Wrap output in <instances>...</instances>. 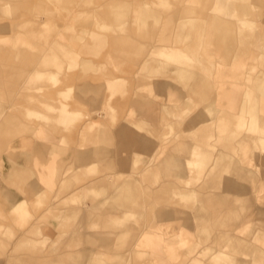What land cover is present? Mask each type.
Wrapping results in <instances>:
<instances>
[{"label":"rangeland","instance_id":"1","mask_svg":"<svg viewBox=\"0 0 264 264\" xmlns=\"http://www.w3.org/2000/svg\"><path fill=\"white\" fill-rule=\"evenodd\" d=\"M263 87L264 0H0V264H264Z\"/></svg>","mask_w":264,"mask_h":264},{"label":"crops","instance_id":"2","mask_svg":"<svg viewBox=\"0 0 264 264\" xmlns=\"http://www.w3.org/2000/svg\"><path fill=\"white\" fill-rule=\"evenodd\" d=\"M26 26H27V25H26ZM24 27H25V26H24ZM22 28H23V27H22ZM79 42H80V39L77 40V44H78ZM174 61H175V60H174ZM178 75H179V77H180L181 80H186V78H188V76H189V73H188L187 71L181 69V70H179ZM263 89H264V87H263ZM263 94H264V92H263ZM211 107H212V106L206 107L205 110L207 111V113H208L210 116H213L216 112L213 111V110L211 109ZM144 114H145V116H147V117H149V116H151V115H155V114H157L156 106H154V105H148V106L144 109ZM229 125L231 126V125H233V123H229ZM125 192L127 193L126 195H131L132 192H133V190H132V186L126 188ZM133 193H134V192H133ZM184 198H185V196H184ZM251 226H252V223H249V222L245 223V228H246L247 230H248V228L251 229ZM228 241H229V242H236V239H235L234 237H229Z\"/></svg>","mask_w":264,"mask_h":264}]
</instances>
